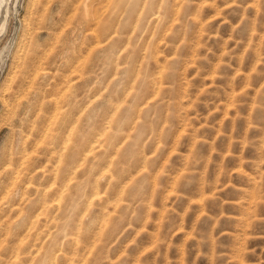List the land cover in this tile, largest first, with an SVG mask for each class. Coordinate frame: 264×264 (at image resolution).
<instances>
[{
	"label": "rangeland",
	"instance_id": "obj_1",
	"mask_svg": "<svg viewBox=\"0 0 264 264\" xmlns=\"http://www.w3.org/2000/svg\"><path fill=\"white\" fill-rule=\"evenodd\" d=\"M109 2L110 0H98V6L95 8V20L82 30L87 36V39L84 40L80 30L73 31V29L76 18L81 14V11L88 12V0H33L31 5L28 0H0V61H3L0 67L5 69V79L0 83V145L5 147L4 158L0 161V206H3V211H0V257L4 258L7 264H37V261L44 258L41 256L42 248L49 246L51 228L56 222L54 218H57L62 208L65 189L71 187L77 181V178L81 177V172L78 173L77 171L80 169V165L85 162V157H89L92 153L99 154L103 150L105 132H107L109 125V118L105 117V113L108 111L107 105L103 106L102 111L94 121L97 129L94 134L96 138L90 136L91 141L88 139L87 145L81 152L72 148L73 138L79 127L76 121H79L80 113L87 108L88 103L95 100L104 91L103 88L94 89L93 93L89 94L88 101L82 105H78L76 102V98L82 97L87 89L95 83L93 73L98 70L95 50L105 48L106 42L111 41L123 54L129 49L130 45L135 43L139 50V59L143 60L144 50L148 49L150 42L155 40L163 55L157 57L158 61L160 60L158 64L156 61H150L149 69L159 72L163 68L162 65H164L167 57L176 53L177 49L173 45L179 44L180 40L184 39L183 34L175 38L166 37L164 32H167V28L163 32L157 33L156 25L151 21L158 13H152L145 19L143 9L137 12L135 19L130 24H125L123 28L114 26L110 32H99L97 28L101 22L98 21L103 20ZM225 2L226 0H216V7H213L210 6L209 0H189L187 12L191 16L192 22L187 32L188 42L179 48L180 59L176 62V70L170 73L169 77L170 82L175 81L176 92L178 93L177 99L183 102L182 107L186 110V116L177 118V127L172 132L168 147L163 153V158L157 162L158 166L156 168L158 172L159 166H162L171 157L170 175L165 176L160 181L165 185V188L153 197L151 205L153 211L149 212L148 206H142L136 219L132 222V227H127V223L120 225L116 229V234H119L121 228H126L124 235L114 244L111 243V240L115 239V235L108 240L111 247L106 248L109 257L106 264H112L124 252H127L130 264H165L167 260L175 261L176 264H259V261L264 259V223H255V227L251 232L245 231L253 217L264 216V191L259 188L260 177L256 171L260 160L258 146H264V110L256 108L258 90L264 86V46L261 45L259 35V33L264 32V29L258 28L256 34L251 29H242L240 33L233 34L231 24L224 23L221 25V20L224 16H227L232 23H236L240 15L243 14V10L238 6H234V11L232 8H226L224 7ZM202 6V14L197 18V13ZM247 7L250 16L257 17L261 12L260 0H247ZM86 8L87 10H85ZM220 9H223V11L217 15ZM175 11L179 13L182 9L178 5ZM49 12L53 13L52 22L45 24L44 18ZM204 20H208L209 24L202 33L201 24ZM176 22L177 16L173 14L171 20L168 21V26H175ZM217 30L220 33L219 37L212 35ZM233 35L234 39L228 41V47L235 45L234 53L231 57L226 56L223 58L228 63L219 69L220 75H217L216 66L221 62V53L225 47L224 42L228 40L229 36ZM166 39L170 41L168 46L163 43ZM237 40L241 43L236 44ZM205 41L206 46L198 47L203 45ZM250 44L251 47H249ZM5 49H7V53H5ZM60 51L66 53L67 61L70 62H62L58 58ZM241 53H243V59H241ZM197 56H206L207 58L197 60L196 65L193 66V59ZM162 58H165L164 61L161 60ZM76 67L77 69H75ZM137 67L139 68V64ZM197 68L199 69L198 73ZM8 69H11V71H8ZM112 75H115L114 71ZM69 83H71V86ZM59 86L63 87L60 88ZM105 86L107 85L105 84ZM205 87L209 89L210 94L200 92ZM57 89H61V91ZM130 90L131 86H129ZM61 93L63 94L60 95ZM198 94L199 100H197ZM149 99H151V96H149ZM193 101L196 102L195 108H189L188 105ZM117 103L119 106V101ZM61 110L62 112H60ZM113 110L115 111V109ZM23 111L29 112L30 123L23 128V140L17 147L13 127H19L20 121H14L13 114L16 112L23 114ZM197 113L200 115L199 119H195ZM209 113H212L210 117ZM187 117H193L188 123L193 125L194 129H200L198 135H186L188 132V128L185 126ZM58 120L65 124H61ZM68 121L71 122L68 123ZM49 122H52L51 125ZM57 124L59 126L56 129ZM69 124L73 127V130H71L72 127ZM53 127L55 128L52 129ZM63 127L65 131L62 130ZM104 130L106 131L103 132ZM66 134H68L67 137H64L63 135ZM199 136H203L207 141L200 144V150L205 156L209 154L213 156V164L209 170L206 160L200 168L203 179L188 186L182 185L180 191L184 192L185 195L177 200L173 185L176 179L186 171L185 166L189 153L193 144L198 141ZM179 137H183V144L178 154L173 149ZM124 139H127V137ZM32 142L36 143L33 145ZM120 143H123V140ZM48 144H50V149ZM246 144L248 146L243 151V157L247 164L242 165L240 163L241 150L244 149ZM92 145L97 147L94 146L91 149L92 151L87 152V149H90ZM43 146L47 149L44 148L43 150ZM52 147L54 148L52 149ZM57 147L60 149L57 150ZM66 147L67 149H64ZM70 147L71 149H69ZM31 150L33 151L30 153ZM113 152L110 151L106 161L101 162L103 166H101L100 171L103 170L105 175L107 174V178L109 175V178L98 185L99 191L94 190L98 193V196H88V206H92L91 208L95 212L97 211L98 216L99 213H103L99 217V221L102 220L103 223L99 222L100 228L97 225L93 226L92 233L88 236L90 239L86 238L88 240L86 250L83 247H76V242L73 243L74 249L73 246L69 247L67 245L63 248H57L56 253L59 264H65L66 262V264L75 262L86 264L87 259L97 247V237H100L101 240L104 239V225L111 221V218L123 203L126 181L127 183L131 181V178L133 179L141 170L136 167L135 171H131L130 174L125 173L119 183L112 181L111 183L109 181L112 180L109 162L112 163V158L116 156V152L114 150ZM50 155L52 156L49 159ZM53 155H55V161ZM72 163L74 164L71 165ZM55 164L56 166H54ZM221 167L229 169L242 168L243 171L237 174L238 178L233 180V189L222 193V199L218 201L211 195L214 187L204 189L203 182L208 180L214 184ZM45 168L47 170L49 168V175L43 181H40V173L44 174L37 172V169ZM69 172L70 175L72 174L71 176L68 174ZM17 173L19 174L17 175ZM66 173L68 176H66ZM52 174H56L57 177ZM53 178L56 180L54 181ZM67 180L68 183H66ZM153 181V186H155V174ZM121 182L122 184H120ZM123 184L124 186L121 187ZM43 190H45L47 201L43 198ZM50 191L52 192L50 193ZM91 192L93 193V190ZM56 193L57 196H55ZM53 195L55 198L52 197ZM43 199L45 201L39 203ZM53 203L56 205H53ZM113 205L117 210L113 208ZM45 206L49 207L45 208ZM100 206L106 210L103 208V211H101ZM44 209L45 212H43ZM48 209L52 210V217ZM85 211H87V208ZM109 213L111 214L109 215ZM221 213L225 216L223 224L219 229L213 231L212 225L215 221L209 220V214L216 216ZM45 215L50 217V221ZM101 216L105 218H101ZM163 217H166V219H162ZM37 218H39V222ZM137 233H139L138 236ZM201 233L210 236L209 241L203 245L199 242V234ZM159 234L169 238L172 246L165 245L154 248L155 239ZM42 235L47 236L42 238L44 237ZM248 235L256 236L255 239L249 240L247 244L248 248L255 249V254H249L245 259L239 253L244 237ZM133 236H136L135 243L129 245L128 241ZM37 237L40 239H37ZM216 237H219V246H217ZM27 239L30 243L28 245ZM33 240L34 243H32ZM39 241L40 245H38ZM186 241L187 243H185ZM31 247L38 248L39 252L36 256L30 253L34 251V248L31 249ZM71 249L72 251H70ZM64 253L66 258H64ZM67 253L69 254L68 257ZM15 255H18L17 259H15Z\"/></svg>",
	"mask_w": 264,
	"mask_h": 264
},
{
	"label": "clouds",
	"instance_id": "obj_2",
	"mask_svg": "<svg viewBox=\"0 0 264 264\" xmlns=\"http://www.w3.org/2000/svg\"><path fill=\"white\" fill-rule=\"evenodd\" d=\"M32 2L33 0H28L30 5ZM97 4L98 0H88L89 11L85 13L82 10L81 14L76 18L73 31L80 30L84 40L87 39V36L82 30L95 20V8ZM188 4L189 0H110L105 16L98 25V29L102 33L109 32L114 26L123 28L125 24H130L135 19V14L143 9L145 19L152 15V13H158L151 21V23L156 25L157 33L163 32L167 28V32L164 33L166 37L175 38L183 34L184 39H181L179 44L173 45L177 49L176 53L168 56L164 61L163 68L159 72L149 69V62L156 61L158 64L157 57L163 55L155 40L151 41L150 47L144 50L143 60L139 59V50L135 43L130 45L129 49L123 54L111 41L106 42L105 48L95 50L98 61V70L93 73L95 83L87 89L82 97H77L76 102L78 105H82L88 101L89 94L93 93L94 89L103 88L104 91L95 100L88 103L87 108L80 113L79 127L73 138V148L83 150L89 137L93 136L97 130L94 123L96 117L102 111L103 106L107 105L108 112L105 113V117L109 118V125L103 141L104 147L99 154L92 153L89 157H85V162L80 165V179L72 184L70 188H66L62 208L57 215L55 224L51 228L49 246L43 250L42 256L44 258L37 261V264H59L56 249L63 248L65 245L71 247L73 246V242H76V247H83L86 250V238L92 232L93 225L98 226L100 222L99 216L95 214L94 209L88 206V196L92 190L99 191L98 185L107 179V176L104 172L100 171V168L101 161L106 160L110 151L114 150L116 152V156L112 158V163L109 166L113 174L112 182L119 183L125 173L130 174L136 167H140L141 170L125 185L123 203L120 209L113 215L111 221L104 225V239L101 240L100 237H97V247L87 259L86 264H106L109 260L106 248L111 247L108 244V240L115 235V239L111 240V243L114 244L126 231V228H121L119 234H116V229L125 223H127V227H132V222L136 219L138 211L142 206H148L149 212L153 211L151 207L153 197L157 192L165 188V185L160 183V181L165 176L170 175L169 168L172 158L169 157L162 166H159L158 172L156 171L157 162L163 158V153L168 147L170 136L177 127V118L186 116V110L182 107L183 102L177 99L178 93L176 92L175 81L170 83L168 81L170 73L176 70V62L180 59L179 48L188 42L187 32L192 22V18L187 12ZM209 4L216 7V0H209ZM260 4L261 12L257 17H254L248 15L247 0H226L224 7L232 8L234 11V6H238L243 10V14L240 15L236 23H232L227 16H224L221 20V25L224 23L231 24L233 34L240 33L242 29H251L256 34L258 28L264 29V0H260ZM178 5L182 11L176 13L175 10ZM202 8L203 6L198 11L197 18L202 14ZM222 11L223 9H220L217 15ZM173 14H176L177 22L175 26L169 27L168 21L171 20ZM52 15L53 13L49 12L45 16V24L52 22ZM208 24V20L203 21L201 24L202 33ZM212 35L219 37L220 33L217 30ZM259 35L261 45L264 46V32L259 33ZM232 39H234V35L229 36L228 40L224 42L225 47L221 53V62L216 66L217 75H220L219 69L228 63L223 58L226 56L231 57L234 53L236 46L228 47V41ZM163 43L165 46H168L170 41L166 39ZM240 43L241 41H236V44ZM204 46H206V41L198 47ZM249 47H251V44ZM5 53H7V49H5ZM58 58L62 62H70L67 61V55L64 51L59 52ZM206 58V56L195 57L193 59V66L196 65L197 60ZM241 59H243V53H241ZM2 63L3 61H0V64ZM138 64L139 68L137 67ZM8 71H11V69H8ZM113 71L115 75H112ZM198 71L199 69L197 68V73ZM4 79L5 69L0 67V83ZM129 86H131V91H129ZM200 92L209 93V89L205 87ZM125 93L126 95H124ZM149 96H151V99H149ZM197 100H199V94L197 95ZM117 101H119L118 107ZM195 106V101L188 105L189 108H195ZM256 108L264 110V86L258 90ZM112 109H115V111H112ZM211 115L212 113H209V117ZM13 116L14 121H20L19 127H13L17 147H19L23 140V128L30 123L29 112L23 111V114L16 112ZM199 118L200 115L197 113L195 119ZM192 119L193 117H187L185 121V126L188 128L186 135L188 136H195L200 132V129H194V126L188 123ZM125 137L127 139H124ZM121 140H123V143H120ZM205 142L207 141L203 136L198 137V141L193 144L192 150L189 153L185 166L186 171L176 179L173 185L176 190L175 196L177 200L185 195L184 192L180 191L182 185L188 186L203 179L200 174V168L206 160L208 169H211L213 156L211 154L205 156L200 150V144ZM182 144L183 137L177 138L173 149L174 152L179 154ZM247 146L246 144L244 149L241 150L240 163L242 165L247 164V161L243 157V151L246 150ZM258 147L260 160L256 171L260 177L259 188L261 191H264V146ZM4 155L5 147L0 145V161L3 160ZM37 171L44 173V175L39 177L40 181H43L48 175L46 168L37 169ZM242 171V168L229 169L221 167L214 184L212 181L204 180L203 188L214 187L211 195L219 201L222 199V193L233 189V180L238 178L237 174ZM154 174L156 179L155 186H153ZM239 178L242 179L243 177ZM86 208L87 211H85ZM0 211H3V206H0ZM208 218L210 221H215L212 225L213 231H215L222 226L225 216L223 213L216 216L209 214ZM162 219H166V217ZM255 223H264V216L259 218L253 217L249 221L245 231L251 232L255 227ZM138 235L139 233H137ZM255 238V235L244 237V242L239 253L241 257L246 259L249 254H255V249L247 247L248 241ZM209 239L210 236L208 234H199L201 245L207 243ZM135 240L136 236H133L128 241V244L135 243ZM216 240L217 246H219V237H216ZM165 245L168 247L172 246L170 239L163 234L157 235L153 247L159 248ZM127 256V252L122 253L121 257L113 261L112 264H130ZM0 264H7V262L4 258L0 257ZM165 264H176V262L167 260ZM259 264H264V259H261Z\"/></svg>",
	"mask_w": 264,
	"mask_h": 264
},
{
	"label": "bare ground",
	"instance_id": "obj_3",
	"mask_svg": "<svg viewBox=\"0 0 264 264\" xmlns=\"http://www.w3.org/2000/svg\"><path fill=\"white\" fill-rule=\"evenodd\" d=\"M68 1H69V0H68ZM66 3H67V2H66ZM69 3H70V2H69ZM72 3H73V2H72ZM84 4H85V3H84ZM64 6H65V5H64ZM66 6H67V5H66ZM70 6H72V5L70 4ZM85 6H86V4H85ZM97 6H98V4H97ZM87 7H88V5H87ZM81 8H82V7H81ZM82 9H83V8H82ZM178 9H179V8H178ZM85 10H87V8H86ZM62 11H63V10H62ZM88 11H89V10H88ZM84 12H85V11H84ZM177 12H178V11H177ZM78 13H79V12H78ZM85 13H86V12H85ZM135 16H136V15H135ZM95 17H96V16H95ZM99 17L101 18V16H99ZM174 18H175V17H174ZM98 22H101V21L99 20ZM174 23H175V22H174ZM96 24H97V23H96ZM99 24H100V23H99ZM97 25H98V24H97ZM95 26H96V25H95ZM93 27H94V25H93ZM123 27H124V26H123ZM97 29H98V28H97ZM93 30H94V28H93ZM97 31H98V30H97ZM99 32H100V30H99ZM109 32H110V31H109ZM164 33H165V32H164ZM93 34H94V33H93ZM98 34H100V33H98ZM89 35H90V34H89ZM106 37H107V36H106ZM122 37H123V36H122ZM104 38H105V37H104ZM105 39H106V38H105ZM126 39H127V38L125 37V40H126ZM123 40H124V39H123ZM128 40H129V39H128ZM98 42H99V41H98ZM98 42H97V43H98ZM127 42H128V41H127ZM125 44H126V43H125ZM195 44H196V43H195ZM126 45H128V44H126ZM124 46H125V45H124ZM160 46H161V45H160ZM148 47H149V46H148ZM161 47H162V46H161ZM122 48H123V47H122ZM165 58H166V57H165ZM165 58H164V59H165ZM167 58H168V57H167ZM164 59L162 58L161 60L164 61ZM159 61H160V60H159ZM71 64H72V63H71ZM91 64H92V63H91ZM72 65H73V64H72ZM77 65H78V63H77ZM160 65H162V64H160ZM70 66H71V65H70ZM157 67H158V65H157ZM162 67H163V65H162ZM78 68H79V67H78ZM158 68H159V67H158ZM75 69H77V67H76ZM161 69H162V68H161ZM154 72H156V71H154ZM170 75H171V74H170ZM69 76H70V75H69ZM68 79H70V78H68ZM68 79H67V80H68ZM72 79H73V78H72ZM62 80H63V79H62ZM62 80H61V81H62ZM65 81H66V80H65ZM65 81H64V82H65ZM64 82H63V83H64ZM71 82H72V81H71ZM169 82H170V81H169ZM50 83H51V82H50ZM65 84H66V83H65ZM65 84H64V85H65ZM69 84H70V86H71V83H69ZM53 85H54V84H53ZM53 85H52V87H53ZM64 85H63V86H64ZM55 86H56V85H55ZM55 86H54V89H55ZM63 86H62V87H63ZM67 86H68V85H67ZM59 87H60V86H59ZM62 87H60V88H62ZM68 87H69V86H68ZM73 87H74V85H73ZM47 89H48V88H47ZM65 89H66V88H65ZM57 90H58V89H57ZM58 91H61V89L58 90ZM65 91H66V90H65ZM130 91H131V90H130ZM55 92H56V91H55ZM46 94H47V93H46ZM62 94H63V93H61L60 95H62ZM92 95H93V94H92ZM95 96H96V95H95ZM46 97H47V96H46ZM57 97H58V96H57ZM37 98H38V97H37ZM59 98H60V96H59ZM94 98H95V97H94ZM55 99H56V98H55ZM91 99H92V98H91ZM52 100H53V98H52ZM89 101H90V100H89ZM58 102H59V101H58ZM59 103H60V102H59ZM59 103H58V105L61 106ZM44 105H45V104H44ZM62 107H63V106H62ZM117 107H118V103H117ZM58 108H60V107H58ZM81 108H82V107H81ZM50 109H51V108H50ZM62 109H63V108H62ZM58 110H59V109H58ZM63 110H64V109H63ZM105 111H106V110H105ZM105 111H104V112H105ZM113 111H114V110H113ZM60 112H62V110H61ZM106 112H108V111H106ZM55 113H56V112H55ZM56 114H57V113H56ZM56 114H54V115H56ZM64 114H65V113H64ZM44 115H45V114H44ZM54 115H53V116H54ZM60 115H61V114H60ZM58 116H59V115H58ZM54 117H55V116H54ZM59 117H60V116H59ZM47 118H48V117H47ZM64 118H65V117H64ZM71 118H72V117H71ZM53 119H54V118H53ZM53 119H52V121H53ZM108 120H109V119H108ZM49 121H50V120H49ZM58 121H59V120H58ZM61 121H62V120H61ZM103 121H104V120H103ZM59 122H60V121H59ZM64 122H65V121H64ZM70 122H71V121H70ZM70 122L68 121V123H70ZM76 122H78V120H77ZM49 123H50V122H49ZM51 123H52V122H51ZM51 123H50V125H51ZM60 123H61V122H60ZM68 123H67V124H68ZM61 124L64 125L65 123H61ZM61 124H60V125H61ZM101 124H102V123H101ZM108 124H109V123H108ZM69 125H70V124H69ZM58 126H59V125L57 124L56 129H57ZM66 126H67V125H66ZM70 126H71V125H70ZM49 127H50V126H49ZM49 127H47V128H49ZM71 127H72V126H71ZM76 127H77V126H76ZM54 128H55V127H53L52 129H54ZM67 128H68V126H67ZM100 128H101V127H100ZM59 129H60V128H59ZM65 129H66V128H65ZM44 130H45V127H44ZM62 130H64V127H63ZM71 130H73V127H72ZM39 131H40V130H39ZM39 131H38V132H39ZM41 131H42V130H41ZM49 131H51V130H49ZM49 131H48V133H50ZM55 131H56V130H55ZM64 131H65V130H64ZM66 131H67V130H66ZM68 131H69V130H68ZM98 131H99V130H98ZM105 131H106V130H104L103 132H105ZM36 132H37V131H36ZM53 132H54V130H53ZM61 132H63V131H61ZM96 132H97V131H96ZM99 132H100V131H99ZM34 133H35V132H34ZM66 133H67V132H66ZM74 133H75V132H74ZM46 134H47V131H46ZM63 134H65V133L63 132ZM70 134H71V133H70ZM105 134H106V132H105ZM48 135H49V134H48ZM67 135H68V134L63 135V136H64V137H65V136L67 137ZM71 135H72V134H71ZM98 135H99V134H98ZM102 135H103V134H102ZM102 135H101V136H102ZM52 137H53V135H52ZM61 137H62V136H61ZM69 137H70V136H69ZM93 137H94V135H93ZM98 137H99V136H98ZM25 138H26V137H25ZM90 138H91V137H90ZM90 138H89V140H90ZM94 138H96V137H94ZM63 139H64V138H63ZM89 140H88V141H89ZM97 140L99 141V139H97ZM101 140H102V139H101ZM31 141H32V140H31ZM35 141H37V140L35 139ZM48 141L50 142V140H48ZM51 141H54V140H51ZM90 141H91V140H90ZM61 142H62V141H61ZM93 142H94V141H93ZM95 142H96V141H95ZM34 143H36V142H34ZM34 143L32 142L33 145H34ZM39 143H40V141H39ZM47 143H48V142H47ZM97 143H98V142H97ZM45 144H46V143H45ZM66 144H67V143H66ZM93 144H94V143H93ZM101 144H102V143H101ZM43 145H44V144H43ZM48 145H49V149H50V144H48ZM67 145H68V144H67ZM72 145H73V144H72ZM86 145H87V144H86ZM90 145H91V144H90ZM96 145H97V144H96ZM96 145H94V146H96ZM35 146H36V144H35ZM39 146H40V144H39ZM39 146L37 145V148H38ZM45 146H47V145H45ZM45 146H43V150H44ZM63 146H64V144H63ZM69 146H70V145H69ZM94 146L92 145L90 149H87V152H89V151L92 149V147H94ZM101 146H103V145H101ZM54 147H55V146H54ZM54 147H52V149H53ZM58 147H59V146H58ZM58 147H57V150L60 149V148L58 149ZM96 147H97V146H96ZM33 148H34V147H33ZM40 148H42V147H40ZM72 148H73V147H72ZM29 149H30V148H29ZM35 149H36V148H35ZM35 149H33V150H35ZM38 149H39V148H38ZM45 149H47V148H45ZM52 149H51V150H52ZM64 149H67V147L64 148ZM69 149H71V147H70ZM33 150H31L30 153H31ZM55 150H56V149H55ZM36 151L38 152L39 150H36ZM52 151H53V150H52ZM62 151H63V150H62ZM73 151H75V150H73ZM91 151H92V150H91ZM21 152H22V151H21ZM26 152H27V151H26ZM34 152H35V151H34ZM40 152H44V151H40ZM60 152H61V151H60ZM63 152H64V151H63ZM80 152H81V150H80ZM80 152H79V153H80ZM83 152H84V151H83ZM95 152H96V151H95ZM112 152H113V151H111V153H112ZM69 153H70V152H69ZM77 153H78V152H77ZM113 153H114V152H113ZM27 154H28V153H27ZM43 154H44V153H43ZM52 154H55V153H52ZM22 155H23V154H22ZM63 155H65V154H63ZM80 155H82V154H80ZM113 155H114V154H113ZM115 155H116V154H115ZM18 156H19V155H18ZM30 156H31V154H30ZM47 156H48V154H47ZM51 156H52V155L49 156V159H50ZM54 156H55V155H53V157H54ZM56 156H57V155H56ZM61 156H62V155H61ZM76 156H77V155H76ZM45 157H46V155H45ZM64 157H65V156H64ZM27 158H28V157H27ZM46 158H47V157H46ZM76 158H79V157H76ZM80 158H81V156H80ZM19 159H20V158H19ZM44 159H45V158H44ZM47 159H48V158H47ZM51 159H52V158H51ZM62 159H64V158L62 157ZM65 159H66V158H65ZM106 159H107V158H106ZM24 160H25V159H24ZM26 160H27V159H26ZM28 160H29V159H28ZM55 160H56V159H55V157H54V161H55ZM59 160H60V159H59ZM48 161H49V160H48ZM52 161H53V159H52ZM57 161H58V160H57ZM60 161H61V160H60ZM62 161H63V160H62ZM84 161H85V160H84ZM105 161H106V160H105ZM24 162L27 163L26 161H24ZM50 162H51V161H50ZM66 162H67V161H66ZM70 162H71V161H70ZM75 162H76V161H75ZM77 162H78V161H77ZM80 162H81V161H80ZM101 162H102V161H101ZM45 163H46V162H45ZM102 163H103V162H102ZM102 163H101V164H102ZM106 163H107V162H106ZM48 164H49V163H48ZM69 164H70V163H69ZM73 164H74V163H72L71 165H73ZM78 164H79V162H78ZM80 164H81V163H80ZM109 164H111V163L109 162ZM40 165H41V164H40ZM44 165H46V164H44ZM50 165H51V163H50ZM58 165H59V164H58ZM65 165H66V164H65ZM76 165H77V164H76ZM25 166H26V165H25ZM46 166H47V165H46ZM48 166H49V165H48ZM54 166H56V164H55ZM69 166H70V165H69ZM101 166H103V165H101ZM22 167H23V166H22ZM49 167H53V166H49ZM67 167H68V166H67ZM70 167H71V166H70ZM77 167H78V166H77ZM77 167H76V168H77ZM25 168H26V167H25ZM37 168H38V167H37ZM42 168H43V167H42ZM72 168H73V167H72ZM72 168H71V169H72ZM76 168H75V169H76ZM109 168H110V167H109ZM139 168H140V167H139ZM18 169H19V168H18ZM22 169H23V168H22ZM30 169H31V168H30ZM55 169H56V168H55ZM57 169H58V168H57ZM67 169H68V168H67ZM67 169H66V170H67ZM71 169H70V171H71ZM100 169H101V168H100ZM35 170H36V169H35ZM48 170H49V168H48ZM18 171H19V170H18ZM51 171H52V170H51ZM53 171H54V170H53ZM75 171H76V170H75ZM79 171H80V169H78L77 172L79 173ZM106 171H107V170H106ZM134 171H135V170H134ZM20 172H21V171H20ZM37 172H38V171H37ZM37 172H35V173H37ZM56 172H57V171H56ZM67 172H68V171H67ZM102 172H103V170H102ZM107 172H108V171H107ZM110 172H111V171H110ZM42 173H43V172H42ZM57 173H58V172H57ZM57 173H56V174H57ZM18 174H19V173H17V175H18ZM43 174H44V173H43ZM56 174H55V175L52 174V175H53V176H56ZM68 174L70 175V172H69ZM75 174H76V173L74 172V175H75ZM108 174H109V173H108ZM110 174H111V176L113 175L112 173H110ZM20 175H21V173H20ZM40 175H42V174L40 173ZM40 175H39V176H40ZM48 175H49V174H48ZM71 175H72V174H71ZM71 175H70V176H71ZM74 175H73V177H74ZM106 175H107V174H106ZM66 176H68L67 173H66ZM66 176H65V177H66ZM76 176H77V175H76ZM78 176H80V175H78ZM15 177H17V176L15 175ZM19 177H20V176H19ZM48 177H49V176H48ZM56 177H57V176H56ZM65 177H64V178H65ZM131 177H132V176H131ZM79 178H80V177H78L77 180H78ZM108 178H109V175H108ZM108 178H107V179H108ZM15 179H16V178H15ZM70 179H71V178H70ZM110 179H111V178H110ZM17 180H19V179H17ZM48 180H51V179H48ZM53 180L55 181L56 179L53 178ZM57 180H58V179H57ZM74 180H76V179L74 178ZM131 180H132V178H131ZM19 181H21V180H19ZM23 181H24V180H23ZM23 181H22V182H23ZM64 181H65V180H64ZM64 181H62V182H64ZM109 181L111 182L112 180H109ZM68 182H69V181L67 180L66 183H68ZM75 182H76V181H75ZM107 182H108V181H107ZM110 182H109V183H110ZM48 183H49V182H48ZM59 183H61V182H59ZM73 183H74V182H73ZM111 183H112V182H111ZM111 183H110V184H111ZM104 184H105V182H104ZM107 184H108V183H107ZM120 184H122V182H121ZM126 184H127V181H126ZM20 185H21V184H20ZM27 185H28V184H27ZM33 185H34V184H33ZM41 185H42V184H41ZM58 185H59V184H58ZM69 185H70V184H69ZM42 186H44V185H42ZM60 186H62V185H60ZM122 186H124V184L121 185V187H122ZM35 187H36V186H35ZM35 187H34V189H35ZM37 187H38V186H37ZM37 187H36V188H37ZM50 187H51V186H50ZM50 187H49V188H50ZM53 187H54V185H53ZM58 187H59V186H58ZM67 187H68V186H67ZM101 187H102V186H101ZM40 188L43 189L44 187H40ZM40 188H39V190H40ZM51 188H52V187H51ZM68 188H70V186H69ZM116 188H118V187H116ZM45 189H47V188H45ZM55 189H56V187L54 188V191H55ZM57 189H59V188H57ZM62 189H63V188H62ZM99 189H100V188H99ZM47 190L49 191V189H47ZM65 190H66V189H65ZM58 191H59V190H58ZM63 191H64V190H63ZM63 191H62V192H63ZM29 192H30V191H29ZM36 192H37V190H36ZM44 192H45V190H43L42 193H44ZM51 192H52V191H50V193H51ZM62 192H61V193H62ZM118 192H119V191H118ZM46 193H47V192H46ZM48 193H49V192H48ZM50 193H49V194H50ZM53 193H54V192H53ZM53 193H52V194H53ZM91 193H92V192H91ZM99 193H100V192H99ZM116 193H117V191H116ZM116 193H115V194H116ZM120 193H121V192H120ZM37 194H38V193H37ZM39 194H41V193H39ZM64 194H65V192H64ZM64 194H63V195H64ZM97 194H98V193H97V192H94V190H93V193L90 194V195H97ZM41 195H42V194H41ZM43 195H44L43 198H45V200L47 201V199H46V197H45V193H44ZM50 195H51V194H50ZM50 195H47V196H50ZM54 195H55V194H54ZM54 195H53L52 197H54ZM57 195H58V194L56 193L55 196H57ZM97 196H98V195H97ZM102 196H103V195H102ZM119 196H120V195H119ZM36 197H37V196H36ZM38 197H39V196H38ZM50 197H51V196H50ZM50 197H49V198H50ZM58 197H59V196H58ZM61 197H63V196L61 195ZM61 197H60V198H61ZM99 197H100V195H99ZM54 198H55V197H54ZM60 198H59V201L61 200ZM92 198H93V197H92ZM101 198H102V197H101ZM116 198H117V197H116ZM37 199H38V198H37ZM51 199H52V198H51ZM88 199H89V197H88ZM90 199H91V197H90ZM103 199H104V197H103ZM117 199H119V198H117ZM45 200L43 199V201H39V203H40V202H44ZM49 200H50V199H49ZM92 200H93V199H92ZM51 201H52V200H51ZM54 201H55V200H54ZM94 201H95V198H94ZM96 201H97V200H96ZM113 201H114V200H113ZM122 201H123V200H122ZM102 202H103V201H102ZM104 202H105V201H104ZM116 202H117V200H116ZM47 203H48V202H47ZM51 203H52V202H51ZM91 203H92V201H91ZM91 203H90V204H91ZM110 203H111V202H110ZM112 203H115V202H112ZM45 204H46V203H45ZM100 204H101V203H100ZM100 204H98V205H100ZM105 204H107V203H105ZM36 205H37V204H36ZM39 205H40V204H39ZM39 205H38V206H39ZM42 205H43V203H42ZM48 205H49V204H48ZM53 205H56V204L53 203ZM59 205H60V204H59ZM59 205H57V206H59ZM93 205H94V204H93ZM121 205H122V204H121ZM40 206H41V205H40ZM40 206H39V209H41ZM43 206H44V205H43ZM43 206H42V207H43ZM103 206H104V205H103ZM105 206H106V205H105ZM115 206H117V205H115ZM119 206H120V205H119ZM5 207H6V206H5ZM36 207H37V206H36ZM47 207H49V206H47ZM47 207L45 206V208H47ZM51 207H52V205H51ZM59 207H60V206H59ZM91 207H92V206H91ZM100 207H101V206H100ZM101 208H102V207H101ZM101 208H100V210H101ZM103 208H104V207H103ZM103 208H102L101 211H103ZM113 208H114V205H113ZM118 208H119V207H118ZM56 209H57V207H56ZM104 209H105V208H104ZM106 209H107V206H106ZM106 209H105V210H106ZM111 209H112V208H111ZM114 209H116V207H115ZM46 210H47V209H46ZM109 210H110V209H109ZM116 210H117V209H116ZM116 210H115V211H116ZM118 210H119V209H118ZM48 211H49V213L51 212V213H50V216H51V214H52V210H49V209H48ZM43 212H45V209L43 210ZM46 212H47V211H46ZM54 212H55V208H54ZM96 212H97V211H96ZM96 212H95V214H96ZM105 212H106V211H105ZM107 212H108V210H107ZM109 212H110V211H109ZM37 213H38V212H37ZM47 213H48V212H47ZM49 213H48V214H49ZM98 213H99V210H98ZM15 214H16V213H15ZM110 214H111V213H109V215H110ZM33 215L37 216L36 214H33ZM96 215H98V214H96ZM100 215H103V213H102V212L99 213V217H100ZM106 215H107V214H106ZM38 216H40L39 213H38ZM45 216L48 217V219H49V221H50V217L47 216V215H45ZM42 217H43V215H42ZM51 217H52V216H51ZM107 217H109V216H107ZM19 218H20V217H19ZM101 218H105V217H102V216H101ZM26 219H27V218H26ZM38 219H39V218H37V221H38ZM41 219H42V218H41ZM45 219H46V218H45ZM54 219H56V218H54ZM108 219H109V218H108ZM108 219H107V220H108ZM111 219H112V218H111ZM43 220H44V219H43ZM99 220H100V219H99ZM105 220H106V219H105ZM51 221H53V220H51ZM101 221H102V220H101ZM101 221H100V223H103V221H102V222H101ZM30 222H31V221H30ZM32 222H34V220H32ZM38 222H39V221H38ZM41 222H42V220H41ZM43 222H44V221H43ZM46 222H47V220H46ZM28 223H29V222H28ZM34 223H35V222H34ZM34 223H33V224H34ZM47 223H48V222H47ZM52 223H53V222H52ZM104 223H105V222H104ZM33 224H32V225H33ZM49 224H50V223H49ZM53 225H54V224H53ZM101 225H104V224H101ZM35 226H36V225H35ZM42 226H43V225H42ZM45 226H46V225H45ZM48 226H49V225H48ZM51 226H52V225H51ZM93 226H94V225H93ZM29 227H30V226H29ZM40 227H41V226H40ZM97 227L100 228V225L97 226ZM21 228H22V227H21ZM38 228H39V227H38ZM102 228H103V226H102ZM27 229H28V227H27ZM39 229H41V228H39ZM49 229H50V228H49ZM21 230H22V229H21ZM37 230H38V229H37ZM44 230H46V229H44ZM44 230H43V231H44ZM41 231H42V229H41ZM41 231H40V232H41ZM46 231H47V230H46ZM48 231H49V230H48ZM21 232H22V231H21ZM40 232H39V233H40ZM34 233H35V232H34ZM37 233H38V232H37ZM42 233H43V232H42ZM45 233H46V232H45ZM91 233H92V232H91ZM91 233H90V234H91ZM96 233H97V232H96ZM17 234H18V232H17ZM35 234H36V233H35ZM48 234H49V233H48ZM32 235H34V234H32ZM37 235H38V234H37ZM34 236H35V235H34ZM42 236H44V235H42ZM46 236H47V235H46ZM46 236H44V237H42V238H45ZM91 236H92V235H91ZM14 237H15V236H14ZM31 237H32V236H31ZM40 237H41V236H40ZM49 237H50V236H49ZM24 238H25V236H24ZM24 238H23V240H24ZM38 238H39V237H37V239H38ZM88 238L90 239V237H88ZM17 239H18V238H17ZM21 239H22V238H21ZM21 239H20V240H21ZM39 239H40V238H39ZM29 240H30V239H29ZM31 240H32V239H31ZM45 240H46V239H45ZM40 241H41V240H40ZM40 241L38 242V245H40V244H39ZM42 241H43V239H42ZM42 241H41V242H42ZM87 241H88V240H87ZM21 242H22V241H21ZM21 242H20V243H21ZM24 242H25V241H24ZM28 242H29V241H28V239H27V245L30 244V243H28ZM36 242H37V241H36ZM22 243H23V242H22ZM22 243H21V244H22ZM32 243H34V240L32 241ZM43 243H45V242H43ZM73 243H74V242H73ZM25 244H26V242H25ZM25 244H24V245H25ZM48 244H49V243H48ZM33 245H34V244H33ZM41 245H42V244H41ZM75 245H76V243H75ZM22 246H23V245H22ZM22 246H21V247H22ZM12 247H13V246H12ZM35 247H36V246H35ZM35 247H33L34 249L31 247V249H33L34 251L30 252V253H33L34 256H36V255L38 254V252H39L38 248L36 249ZM38 247H39V246H38ZM41 247H42V246H41ZM44 247H45V246H44ZM44 247L42 248L43 250H44ZM47 247H48V246H47ZM22 248H23V247H22ZM25 248H26V247H25ZM45 248H46V247H45ZM75 248H76V247H75ZM39 249H40V247H39ZM73 249H74V246H73ZM82 249H83V248H82ZM86 249H87V248H86ZM26 251H27V250H26ZM70 251H72V249H71ZM63 252H64V251H63ZM68 252H69V251H68ZM18 253H19V252H18ZM23 253H24V252H23ZM28 253H29V252H28ZM30 253H29V254H30ZM60 253H61V252H60ZM25 255H26V254H25ZM31 255H32V254H31ZM59 255H60V254H59ZM68 255H69V254L67 253V257H68ZM79 255H80V254H79ZM23 256H24V255H23ZM34 256L32 257L33 259H34ZM41 256H42V255H41ZM41 256H40V257H41ZM14 257H15V259H17L18 255H15ZM21 257H22V256H21ZM24 257H25V256H24ZM30 257H31V256H30ZM64 258H66L65 253H64ZM70 258H71V257H70ZM10 259H11V258H10ZM29 259H31V258H29ZM38 259H39V258H38ZM12 260H13V259H12ZM63 260H64V259H63ZM67 260H68V259H67ZM67 260H65V261H67ZM72 260H73V259H72ZM27 261H28V260H27ZM68 262H69V260H68ZM15 263H16V262H15ZM66 263H67V262H66ZM66 263H65V264H66ZM69 263H71V261H70ZM72 263H73V262H72ZM73 264H77V263L75 262V263H73ZM78 264H79V263H78Z\"/></svg>",
	"mask_w": 264,
	"mask_h": 264
}]
</instances>
